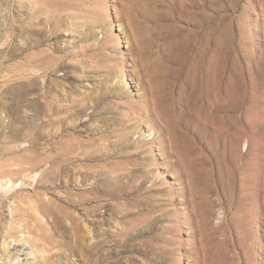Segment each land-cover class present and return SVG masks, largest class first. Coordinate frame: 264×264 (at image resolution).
Listing matches in <instances>:
<instances>
[{
    "label": "rangeland",
    "instance_id": "obj_1",
    "mask_svg": "<svg viewBox=\"0 0 264 264\" xmlns=\"http://www.w3.org/2000/svg\"><path fill=\"white\" fill-rule=\"evenodd\" d=\"M15 170L0 264H264V0H0Z\"/></svg>",
    "mask_w": 264,
    "mask_h": 264
},
{
    "label": "bare ground",
    "instance_id": "obj_2",
    "mask_svg": "<svg viewBox=\"0 0 264 264\" xmlns=\"http://www.w3.org/2000/svg\"><path fill=\"white\" fill-rule=\"evenodd\" d=\"M15 97L19 98L20 95L15 94ZM151 103H152V110H153L154 113H156L157 115L163 114V110H161L162 106L159 105L158 99L152 98V102ZM63 125H64V123H63ZM26 158L28 159V157H26V156L23 157V159H26ZM60 159H62V158H60ZM63 160L64 159H62V161ZM3 173L4 172H1L0 174L3 175ZM19 175H23V179L19 180V181L18 180L15 181V179H16L15 177H17ZM39 175L40 174L37 173V172H28L27 173L25 170H21V171L20 170H15V171H12L10 173H5L2 176V178L5 179V181H3L4 183L0 182V200H1V202L4 201V200L12 199L15 196L16 192L18 191V189H21L27 182L36 181V178ZM52 204H53V202L51 200H45L43 198H39L37 206L39 208H41V209H44L46 212H49L50 210H48V207L51 206ZM13 205H14V203H13ZM10 207H11V212H13L14 211L13 206H10ZM16 213H17V211H16ZM16 213H13V214H16ZM16 216H17V214H16ZM17 219H19V218H17ZM17 219H15V220H17ZM12 222H13V220H12ZM23 222H24V220H23ZM34 227H35V225H34ZM36 234H38V233H36ZM38 236L41 237V234H38ZM78 240H79V237H77V236H74L73 239L71 240V244L73 245L72 251H75V250L77 251V249L79 248ZM33 241L35 242L34 244H36L38 242L36 240H33ZM31 244H32V242L28 241V240L25 243H18L16 246H14L12 248L13 253L11 254V256H9L10 252L8 250L7 251L5 250V252H7V253L5 254L4 257L6 259L12 258V261H15L16 264H27V262L29 260L28 258H31L30 256L32 254L31 252L28 251V247L29 246L31 247ZM44 251L47 253V256H48V261L45 264H52V263L56 264V260H54V259L52 260V263H51V260L49 259V257H51V255L48 254L49 250L47 248H44ZM54 255H55L56 259H57L58 255H56V254H54ZM21 256H22V259L20 258ZM67 260H69V259H67ZM8 264H9V262H8ZM68 264H70V263H68Z\"/></svg>",
    "mask_w": 264,
    "mask_h": 264
}]
</instances>
